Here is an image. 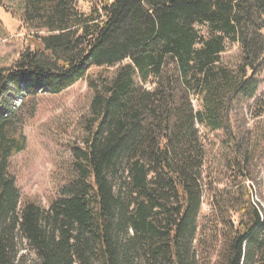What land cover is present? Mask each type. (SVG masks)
Segmentation results:
<instances>
[{
  "label": "trees",
  "instance_id": "1",
  "mask_svg": "<svg viewBox=\"0 0 264 264\" xmlns=\"http://www.w3.org/2000/svg\"><path fill=\"white\" fill-rule=\"evenodd\" d=\"M86 1L22 0L32 48L0 68V264H264L245 184L264 148V0ZM82 80L55 197L21 201L25 119ZM245 106L257 134L235 129ZM201 129L222 133L214 153Z\"/></svg>",
  "mask_w": 264,
  "mask_h": 264
},
{
  "label": "rangeland",
  "instance_id": "2",
  "mask_svg": "<svg viewBox=\"0 0 264 264\" xmlns=\"http://www.w3.org/2000/svg\"><path fill=\"white\" fill-rule=\"evenodd\" d=\"M80 10L87 12L89 4L86 0H76ZM22 0H0V68L10 67L19 57L20 53L30 47V30L21 23ZM44 35V34H41ZM235 47H229L223 55L225 59L236 60ZM98 70H90L96 73ZM264 90V83L260 91ZM15 92L14 107L19 108L23 100L24 91ZM90 93L85 81H79L66 91L55 96L38 94L34 107V116L25 119L22 133L26 139L24 151L14 154L10 159L9 172L19 190L21 201H33L42 208H47L49 202L55 197L56 172L54 160H62L66 142L76 141L75 122L80 118L86 108ZM194 106L197 103L194 101ZM33 102H30L32 105ZM252 103L249 102L248 106ZM243 108V116L233 121L235 129L242 125L241 133L247 135L257 134L251 113ZM259 120H264V116ZM232 123V124H233ZM70 124L69 128L67 127ZM69 129V130H68ZM201 136L205 144L214 153L219 148L221 132H209L201 129ZM264 146V143L262 144ZM262 154V155H261ZM65 156V154H64ZM56 161V162H57ZM253 182L245 184L252 188L251 200L253 205L264 216V148L253 160ZM208 193L201 207V215L209 212ZM21 254L26 251L21 248Z\"/></svg>",
  "mask_w": 264,
  "mask_h": 264
}]
</instances>
